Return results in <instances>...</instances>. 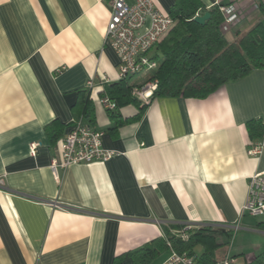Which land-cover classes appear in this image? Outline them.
Listing matches in <instances>:
<instances>
[{
    "label": "crops",
    "instance_id": "1",
    "mask_svg": "<svg viewBox=\"0 0 264 264\" xmlns=\"http://www.w3.org/2000/svg\"><path fill=\"white\" fill-rule=\"evenodd\" d=\"M199 1L237 6L241 19L224 32L228 42L264 25L263 0ZM173 3L157 0L165 12ZM109 19L106 0H0V264H114L158 238L165 245L148 264H161L171 250L167 234L199 228L220 243L211 263L250 262L264 250V214L242 206L248 178L264 171V146L248 154L256 140L245 123L264 120V68L205 98L157 96L138 119L116 125L99 101L119 80V58L105 39ZM87 98L102 145L115 154L54 174L51 161H60V141ZM119 113L131 118L137 108ZM53 122L54 138L45 129ZM119 264H134V256Z\"/></svg>",
    "mask_w": 264,
    "mask_h": 264
},
{
    "label": "trees",
    "instance_id": "2",
    "mask_svg": "<svg viewBox=\"0 0 264 264\" xmlns=\"http://www.w3.org/2000/svg\"><path fill=\"white\" fill-rule=\"evenodd\" d=\"M209 12V18L203 23L194 20L196 12ZM174 25L157 44L151 57L158 62L148 80H155L156 87L146 102L132 95L135 84L130 78L120 79L106 85L105 94L115 102L116 108L108 110V115L116 125L138 119L144 109L157 96H183L205 98L229 80L239 79L251 70L264 68V25L258 23L243 33H236V39L228 42L221 29L222 15L217 5L205 8L199 0H174L168 11ZM132 104L137 113L131 118L122 119L121 106ZM82 120L93 125L94 109L89 98L83 100ZM251 140H264V120L252 118L245 123ZM47 135L58 136L54 122L46 125ZM227 237L232 230L224 231ZM216 233L208 228L188 231L187 238L167 234L172 247L177 251H186L196 257L198 264L212 262L214 250L220 245ZM200 244L204 251L196 255L194 246ZM163 246L161 238L154 239L140 249L121 254L114 264L128 255L134 256V264H148L150 256ZM246 264H264V250Z\"/></svg>",
    "mask_w": 264,
    "mask_h": 264
},
{
    "label": "built area",
    "instance_id": "3",
    "mask_svg": "<svg viewBox=\"0 0 264 264\" xmlns=\"http://www.w3.org/2000/svg\"><path fill=\"white\" fill-rule=\"evenodd\" d=\"M110 10L105 39L119 58L118 76L126 79L138 73L150 75L158 62L151 58L149 52L174 25L168 12L161 10L157 0H106ZM264 8V0L262 1ZM222 15L221 29L228 31L236 25L241 15L233 3L218 5ZM200 15L196 12L194 17ZM150 72V73H149ZM92 83L89 82V86ZM156 87L155 80H148L132 89V95L146 102ZM105 109L114 110L116 104L106 94L100 97ZM104 132L78 117L72 121L69 132L60 141V161L52 159L51 171L56 174L57 167H66L76 163L107 161L115 151L102 145ZM264 146V140L251 143L248 154L258 155ZM37 144L31 143L29 152L36 155ZM242 211L251 216L264 214V171L256 172L248 178V189ZM190 228V227H188ZM236 229V227H235ZM182 239L187 238L185 231L180 232ZM169 255L161 264H198L196 257L186 251H177L171 247ZM211 264H234L230 257H224Z\"/></svg>",
    "mask_w": 264,
    "mask_h": 264
},
{
    "label": "rangeland",
    "instance_id": "4",
    "mask_svg": "<svg viewBox=\"0 0 264 264\" xmlns=\"http://www.w3.org/2000/svg\"><path fill=\"white\" fill-rule=\"evenodd\" d=\"M150 73V72H149ZM152 73V72H151ZM142 75V73H138V75H137V77H134V78H132V81L136 84L139 80H141V82H139V83H137V84H142V83H144V82H146V81H148V76H145V78H142L141 79V76ZM138 77H140L139 79H138ZM194 250L196 251V252H200V244H197V245H195L194 246Z\"/></svg>",
    "mask_w": 264,
    "mask_h": 264
},
{
    "label": "water",
    "instance_id": "5",
    "mask_svg": "<svg viewBox=\"0 0 264 264\" xmlns=\"http://www.w3.org/2000/svg\"><path fill=\"white\" fill-rule=\"evenodd\" d=\"M209 18V12H204L203 14L197 15L194 17V20L197 23L203 24Z\"/></svg>",
    "mask_w": 264,
    "mask_h": 264
}]
</instances>
